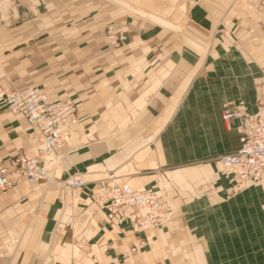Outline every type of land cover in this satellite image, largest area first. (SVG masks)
Returning a JSON list of instances; mask_svg holds the SVG:
<instances>
[{
    "label": "crops",
    "instance_id": "crops-1",
    "mask_svg": "<svg viewBox=\"0 0 264 264\" xmlns=\"http://www.w3.org/2000/svg\"><path fill=\"white\" fill-rule=\"evenodd\" d=\"M41 5L8 31L0 24L13 55L0 90L72 101L76 124L50 181L0 194V264H264V180L237 193L217 174L220 157L240 147L225 106L242 102L264 118L261 0ZM109 27L125 37L119 48L108 45ZM36 133L0 108V166L36 155ZM110 175L133 191L154 188L165 226L139 228L143 212L132 208L102 209L98 182ZM67 178L86 184L65 189Z\"/></svg>",
    "mask_w": 264,
    "mask_h": 264
},
{
    "label": "built area",
    "instance_id": "built-area-1",
    "mask_svg": "<svg viewBox=\"0 0 264 264\" xmlns=\"http://www.w3.org/2000/svg\"><path fill=\"white\" fill-rule=\"evenodd\" d=\"M264 5V0H261ZM106 40L111 48H119L125 41L123 34L109 27ZM0 107L11 114H20L30 127L37 130L33 141L37 144L36 155L20 154L0 166V194L19 181L28 184L50 181L59 163V151L66 141L67 131L76 124V107L72 101L57 103L38 88L24 91L0 90ZM223 121L232 125L238 122L240 147L234 154L221 156L218 175L239 183H257L264 177V118L250 115L242 102L228 104ZM214 178H212V181ZM81 178H67L65 189L81 188ZM96 203L112 214H121L126 208L137 213L139 228H158L165 220L163 202L154 188L133 191L127 184L117 182L110 175L98 182Z\"/></svg>",
    "mask_w": 264,
    "mask_h": 264
},
{
    "label": "rangeland",
    "instance_id": "rangeland-1",
    "mask_svg": "<svg viewBox=\"0 0 264 264\" xmlns=\"http://www.w3.org/2000/svg\"><path fill=\"white\" fill-rule=\"evenodd\" d=\"M42 7L43 6L41 5V0H0V24L1 23L4 25L7 24V27H4L3 29L8 31L9 29H12L11 26H9V24L12 25L11 23L13 19L22 20V19H26L27 17L31 15L34 16V12L41 11ZM16 12L18 13V15L15 14ZM0 29H2L1 26H0ZM54 32L50 31V33H54ZM60 34H63V32H60ZM11 51L12 50L10 46H7L4 48V52H3L1 45H0V82L5 81V83H7L8 86H10L11 84L10 81L13 78V70L10 69L8 66V64L13 60V55ZM19 70H20V74H22L23 70L21 69ZM8 91H14V90H8ZM0 108H4V107H0ZM228 180H232V179H228ZM263 180H264V177L257 183H239L236 181L234 185V192L238 193V192L247 190L252 186H257ZM207 183H209L207 184V186L209 188L211 187L210 188L211 192L216 190V188H214L215 184L211 178L207 181ZM166 222L167 220H164L162 225L158 228H155L154 230L161 229L163 226H165Z\"/></svg>",
    "mask_w": 264,
    "mask_h": 264
},
{
    "label": "bare ground",
    "instance_id": "bare-ground-1",
    "mask_svg": "<svg viewBox=\"0 0 264 264\" xmlns=\"http://www.w3.org/2000/svg\"><path fill=\"white\" fill-rule=\"evenodd\" d=\"M82 181H85L86 182V180H84V179H82ZM118 182V181H117ZM86 184V183H85Z\"/></svg>",
    "mask_w": 264,
    "mask_h": 264
}]
</instances>
